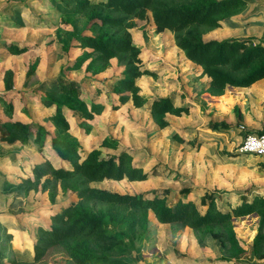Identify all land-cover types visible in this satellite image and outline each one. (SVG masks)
Listing matches in <instances>:
<instances>
[{
    "label": "rangeland",
    "instance_id": "obj_1",
    "mask_svg": "<svg viewBox=\"0 0 264 264\" xmlns=\"http://www.w3.org/2000/svg\"><path fill=\"white\" fill-rule=\"evenodd\" d=\"M246 3L224 16L233 27L225 23L218 29L198 27L203 40L254 37L264 43V27L254 24L262 18L258 13L264 10V0ZM133 22L131 41L141 51L144 68L154 73L136 80L140 95L151 100L175 94V106L188 107L189 116L166 115L169 125L160 129L147 106L137 109L127 102L113 110L111 105L117 101L114 84L124 69L117 59L110 60L99 75L85 72V66L67 70L83 52L77 48L76 37L115 31L94 27L74 12L73 3L0 0V131L7 121L40 125L51 137L78 144L84 154L96 150L101 159H108L127 151L133 163L144 171L151 172L156 167L158 176L144 182L122 180L89 185L111 193L139 195L160 190L165 192L168 204L185 196L201 212L204 208L200 199L205 191L217 194L216 205L223 210L241 203L243 198H264V166L256 158L236 153L245 135L264 132V79L246 89L228 87L223 94H214L201 68L186 61L183 52L175 47L172 33L159 35L150 25ZM7 42L26 51L10 54L4 47ZM61 85L79 87V98L61 93ZM76 101L103 104L105 109L92 121H84L74 115L72 108H66ZM60 103L66 105V132L49 119ZM6 105L12 107L10 115L5 112ZM172 133L183 142L172 139ZM32 140L30 134L28 144L9 146L0 142V264H33L39 227L49 226V215L74 200L70 191L62 192L61 183L34 179L32 167L36 164L49 161L55 168L69 167L54 155L49 139L44 140L41 149ZM104 140L118 148L101 147ZM83 205L111 230L123 234L122 244L92 248L97 256H129L136 264H257L251 248L257 234L256 216L231 221L237 240L233 242L224 227L193 231L181 224H159L150 211L137 213L96 202ZM216 233L221 235L224 247L212 238ZM35 264L73 263L61 248H56Z\"/></svg>",
    "mask_w": 264,
    "mask_h": 264
},
{
    "label": "trees",
    "instance_id": "obj_2",
    "mask_svg": "<svg viewBox=\"0 0 264 264\" xmlns=\"http://www.w3.org/2000/svg\"><path fill=\"white\" fill-rule=\"evenodd\" d=\"M74 4V12L86 18L94 27L115 29L110 34L102 32L98 36L76 37L78 47L83 52L77 56L67 70L76 71L85 66V72L92 75L103 73L112 59L124 65L122 77L114 84L116 103L111 105L118 110L121 105L131 102L137 108L148 107L155 124L164 129L168 127L166 115L175 117L189 116L188 107L175 106V94L169 97L144 99L141 87L136 80L142 76H153V71L144 68L140 59L141 51L131 41L129 30L134 28L133 21L144 22L154 28L156 34L169 31L173 34L175 46L181 50L186 60L201 68V73L209 79L208 89L221 95L228 87L245 89L264 79V43L254 37L228 40H203L197 28L218 29L222 23L233 27L224 17L230 11L247 5L246 0H61ZM182 1V3H178ZM107 13H114L110 16ZM254 24L264 26V16ZM93 31V30H92ZM6 50L13 55L26 51L13 43H4ZM61 93L79 98L81 89L61 85ZM66 105L57 104L49 119L59 130L66 132L69 124L63 115ZM74 115L84 121H92L105 109L103 104L91 102H74L67 105ZM11 105H6L5 112L10 115ZM218 126V125H215ZM224 128H227L225 125ZM30 134L32 143L39 149L44 140L49 139L50 149L54 155L69 168H55L51 162L36 164L32 175L39 182L61 183L63 193L70 191L74 200L61 205L56 212L49 215V226H41L33 246V264L41 262L52 249L61 248L73 264H136L129 256H97L92 248L98 249L102 244H122L123 234L107 227L101 218L92 215L84 203L96 202L112 204L133 212H152L155 220L162 225L181 224L193 231L206 227H224L235 242V233L231 228L234 218L257 214L259 226L251 245L253 259L264 258V198L255 197L251 201L243 198L241 203L231 205L223 210L216 205V193L205 191L200 199V206L183 196L174 203L168 204L165 192L148 191L139 195H121L90 187L91 183L104 181L144 182L151 176H158L156 167L146 172L133 163V157L127 151L117 156L101 159L96 150L83 153L78 144L51 137L40 125L25 124L20 121L3 123L0 131V142L9 146L17 143L28 144ZM258 134H264L260 132ZM171 138L179 143L183 138L172 133ZM101 147L117 149V145L104 140ZM263 166V165H261ZM54 196H51L53 201ZM225 246L220 234H212ZM14 262V261H13ZM15 264V263H13Z\"/></svg>",
    "mask_w": 264,
    "mask_h": 264
},
{
    "label": "built area",
    "instance_id": "obj_3",
    "mask_svg": "<svg viewBox=\"0 0 264 264\" xmlns=\"http://www.w3.org/2000/svg\"><path fill=\"white\" fill-rule=\"evenodd\" d=\"M240 156L256 158L264 166V134H247L236 149Z\"/></svg>",
    "mask_w": 264,
    "mask_h": 264
},
{
    "label": "crops",
    "instance_id": "obj_4",
    "mask_svg": "<svg viewBox=\"0 0 264 264\" xmlns=\"http://www.w3.org/2000/svg\"><path fill=\"white\" fill-rule=\"evenodd\" d=\"M72 3V2H71ZM251 15V14H250ZM258 15L259 16H264V10L263 11H261V12H259L258 13ZM261 20H262V18H261ZM260 20V21H261ZM257 26H259V25H257ZM262 27H264V26H262ZM154 29V28H153ZM164 32H167V31H164ZM164 32L163 33H160L159 35H161V34H164ZM169 32V31H168ZM175 45V44H174ZM176 47V46H175ZM177 48V47H176ZM181 51V50H180ZM185 57V56H184ZM186 59V58H185ZM186 61H188V60H186ZM190 64H193V63H191L190 61H188ZM149 70H151V69H149ZM152 71V70H151ZM143 77V76H142ZM141 78V77H140ZM140 78H138V79H140ZM137 79V80H138ZM246 89V88H245ZM62 162V161H61ZM92 184V183H91ZM247 197V196H246ZM190 200V199H189ZM54 212H56V211H54ZM53 213V212H52ZM252 216H256V217H258L257 216V214H251V215H249V216H246V217H241V218H234V219H245V218H250V217H252ZM259 218V217H258ZM234 219H232V220H234ZM166 225H168V224H166ZM258 226H259V221H258ZM258 226L256 227V228H258ZM256 230V229H255ZM257 264H264V258L263 259H261V260H257V262H256Z\"/></svg>",
    "mask_w": 264,
    "mask_h": 264
}]
</instances>
